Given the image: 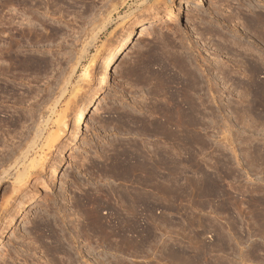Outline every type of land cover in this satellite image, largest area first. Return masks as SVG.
<instances>
[{
    "label": "rangeland",
    "instance_id": "rangeland-1",
    "mask_svg": "<svg viewBox=\"0 0 264 264\" xmlns=\"http://www.w3.org/2000/svg\"><path fill=\"white\" fill-rule=\"evenodd\" d=\"M174 1L189 9L163 19L170 0H21L42 41L0 71V264H264V0ZM107 18L32 146L41 108ZM136 21L152 27L114 61L83 133L67 126L46 149L76 83L86 95L99 53ZM167 103L179 106L164 117ZM27 150L32 175L13 191ZM164 157L165 193L150 175Z\"/></svg>",
    "mask_w": 264,
    "mask_h": 264
},
{
    "label": "bare ground",
    "instance_id": "bare-ground-1",
    "mask_svg": "<svg viewBox=\"0 0 264 264\" xmlns=\"http://www.w3.org/2000/svg\"><path fill=\"white\" fill-rule=\"evenodd\" d=\"M10 4V8H7L6 18L5 15L1 16L3 20H0V71L2 69H5L2 64L8 63L6 66V69L13 68L14 63H19L22 60H25V56H31L33 53L25 54L23 53L25 50H31L29 49V46H33V42L39 43L37 46L41 45V38L42 35L40 32L41 23L35 16H30L28 11H26L23 8H20L21 0H6ZM127 0H122L121 3H125ZM171 5L165 4L164 9V15H161L160 18L163 19H169L171 16L176 15L179 13V10H184L186 7L189 9V6H184V3H176L174 0H170ZM122 5V4H121ZM158 4H151L149 7L151 10L154 9ZM177 5L178 8H177ZM114 10L116 8L114 7ZM156 11V12H154ZM153 13L158 12L157 9H155ZM159 19L157 16H154L151 21ZM110 19L107 18L104 23L100 26L98 32L94 34V36L89 37L87 45L84 46V48L80 51V54L76 61L74 63L70 64L69 73L67 76L60 78V83L56 84V86L59 87L58 93H56V96H54L51 99H48V104H44V106L41 108L42 112L39 114L43 120L39 121L36 125V128L34 130V137L31 141L32 146L36 144L38 140H40L44 135L45 126L47 125V122H49V119H51V116L57 113L58 107L62 104L63 100L67 96L69 92V86L72 84L73 76L76 72L77 66L80 65V62L85 58L87 54V49L89 46H92L97 38L99 37V34L102 31H105L108 25H110ZM139 23L136 30H133L131 27H127L126 29H123L122 32L117 35L115 40L113 42H109L101 53L98 55L99 59V66L96 71L95 75V82L94 84L88 89V92L86 95L82 97H78L80 89H78L79 84L76 83V86L72 89V94L74 95L76 99H74V102H71L70 107L69 103V113L62 112V115L56 118V132H52L53 134L46 137L44 141V146H46V149H50L54 146V143L57 142L61 136L64 134L65 130L68 128L70 129L71 137L73 138V141L76 140L82 133H83V127L86 120V114L89 112L90 107H94L97 95L98 93L105 87L107 82V77L111 71V67L114 63V61L123 53L125 46L134 38V36L138 34H142L145 31H147L151 26V24H145L149 26H144V24H140V22L136 21V24ZM34 52V51H33ZM96 58V57H95ZM94 58V59H95ZM93 59V60H94ZM185 76V75H184ZM86 74L84 75V78H86ZM82 80V79H81ZM186 80V79H185ZM81 82V81H80ZM189 84V83H188ZM187 84H181V90H184ZM257 88L259 87L257 84L253 85ZM264 86V85H263ZM261 87V86H260ZM55 89V88H54ZM58 89V88H57ZM55 93V92H54ZM183 95V94H182ZM52 97V96H51ZM168 105L162 109L163 116L167 117L171 114L172 110H175L178 108L179 103L176 106H170ZM64 107H67L66 105ZM68 110V107L66 108ZM64 110V109H63ZM181 110L179 109L178 112ZM57 115V114H56ZM59 115V113H58ZM57 115V116H58ZM39 116V117H40ZM195 120L196 127L199 126V123L201 122L200 115L197 113L195 114ZM41 119V120H42ZM53 121V120H52ZM44 123V129L43 124ZM55 123V122H54ZM46 131V130H45ZM47 136V135H46ZM43 146V147H44ZM184 146V145H183ZM31 148V146L28 147V150ZM27 149V148H26ZM25 151V153L19 154L20 157L16 158L14 161V164L20 165L22 164V171L17 172V174L14 176V185L18 186L17 188H14L13 191H17L15 189H18L20 186L25 184V181L28 180V175L30 172V169L28 171L29 166H25L24 160L26 158V154L29 151ZM183 150V148H182ZM27 163V162H26ZM42 163V162H40ZM39 163V164H40ZM38 164V165H39ZM32 166V164L30 165ZM37 166V165H35ZM42 166V165H41ZM39 167V166H38ZM169 161L166 157L163 158V172H166L164 175H155L153 169L150 168V175L152 179H156V177L160 178L162 180V184L165 187V190L163 193L166 192L167 185L169 183V169H170ZM34 168V166H33ZM35 169V168H34ZM15 172V171H14ZM32 175V174H31ZM30 175V176H31ZM145 185V184H144ZM7 204L9 201H5ZM22 208V204L18 208L19 210Z\"/></svg>",
    "mask_w": 264,
    "mask_h": 264
}]
</instances>
